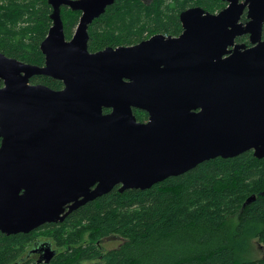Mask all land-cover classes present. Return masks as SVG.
<instances>
[{
    "label": "water",
    "instance_id": "water-1",
    "mask_svg": "<svg viewBox=\"0 0 264 264\" xmlns=\"http://www.w3.org/2000/svg\"><path fill=\"white\" fill-rule=\"evenodd\" d=\"M49 1L44 65L0 53L1 232L62 222L116 187L145 191L216 158H264V0H224L216 14L193 7L178 37L94 53L88 27L114 0ZM63 6L80 12L70 40ZM244 35L249 47L235 43ZM34 76L63 88L31 85Z\"/></svg>",
    "mask_w": 264,
    "mask_h": 264
},
{
    "label": "trees",
    "instance_id": "trees-1",
    "mask_svg": "<svg viewBox=\"0 0 264 264\" xmlns=\"http://www.w3.org/2000/svg\"><path fill=\"white\" fill-rule=\"evenodd\" d=\"M193 7L216 14L226 2L114 0L88 27V50L133 46L158 34L178 37L179 16ZM79 17V11L58 9L66 40L72 38ZM53 19L49 0H0V53L43 66L39 46ZM261 37L264 40V24ZM235 43L250 46L247 35ZM29 83L63 88L44 76H34ZM133 115L138 122L147 120L145 112L133 110ZM40 229L59 248L51 264H264V158L250 151L203 162L145 191L119 192L116 187L62 222ZM22 236L0 237V264L14 258L16 247L24 244ZM110 236L121 243L100 249L101 240ZM257 246L262 255H257Z\"/></svg>",
    "mask_w": 264,
    "mask_h": 264
},
{
    "label": "flooded vegetation",
    "instance_id": "flooded-vegetation-1",
    "mask_svg": "<svg viewBox=\"0 0 264 264\" xmlns=\"http://www.w3.org/2000/svg\"><path fill=\"white\" fill-rule=\"evenodd\" d=\"M31 85H36V84H31ZM2 86H3V82H0V87ZM50 224H55V223H50ZM40 227L26 234L19 233V234L8 235L7 233H3L0 231V237L2 238L23 235L22 239H23L24 244L21 245L20 243V247L18 246L16 247L17 250L14 251V255H13L14 258L11 261H9L7 264H51L52 263V261L54 260L53 258L57 255L59 251L58 250L59 248L55 245L53 241L48 240L47 237L41 234L42 230L40 229ZM110 237H117V236H110ZM110 237H107V238H110ZM105 239L106 238L102 240H105ZM100 243H99V246H100ZM120 243H121V239H120ZM257 248L260 249V250L258 249L259 251L255 249L258 255H262L263 251L261 250V248L258 246ZM100 249H102L101 246H100ZM50 251H54L55 254L50 261L46 262L45 256Z\"/></svg>",
    "mask_w": 264,
    "mask_h": 264
},
{
    "label": "rangeland",
    "instance_id": "rangeland-1",
    "mask_svg": "<svg viewBox=\"0 0 264 264\" xmlns=\"http://www.w3.org/2000/svg\"><path fill=\"white\" fill-rule=\"evenodd\" d=\"M120 244V239L117 237H110L106 238L105 240H102L100 243V246L104 250H109L117 247ZM258 255V253H257Z\"/></svg>",
    "mask_w": 264,
    "mask_h": 264
}]
</instances>
